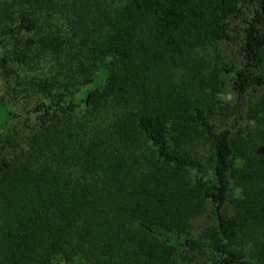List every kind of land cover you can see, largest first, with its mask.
Returning <instances> with one entry per match:
<instances>
[{
    "label": "trees",
    "instance_id": "1",
    "mask_svg": "<svg viewBox=\"0 0 264 264\" xmlns=\"http://www.w3.org/2000/svg\"><path fill=\"white\" fill-rule=\"evenodd\" d=\"M84 1L0 0L3 76L74 60L0 132V264H264V0Z\"/></svg>",
    "mask_w": 264,
    "mask_h": 264
},
{
    "label": "rangeland",
    "instance_id": "2",
    "mask_svg": "<svg viewBox=\"0 0 264 264\" xmlns=\"http://www.w3.org/2000/svg\"><path fill=\"white\" fill-rule=\"evenodd\" d=\"M93 2L94 0H87L84 1L83 4L87 6L94 4ZM93 9L95 10L96 8L94 7ZM99 11L100 10H97V12ZM54 16L55 19L56 17L58 18L57 24H59L60 27L68 26L67 18L63 13L56 12L54 13ZM219 48L221 49L220 52L227 56L229 61L237 59V49L234 45L228 42H223L220 47L208 48L207 51L210 53L211 58H213V55L219 51ZM73 61L74 60L71 59V55L69 53H65L62 57L52 53H43L29 64L21 65L13 63L12 67L14 69V73L8 77L3 76L0 72V105L12 108L16 113V118L10 123V128L7 130H0V132L8 133L11 131L17 137H24L29 134V125L31 120L34 119V115L31 114V111L36 102L44 100L46 97L41 93L36 92L35 88H33L30 84L31 81L38 78L52 77L62 71L61 67L63 65L70 66V63ZM229 77L230 76L223 74V78L226 82L228 81V83L231 84ZM222 97L224 100L236 101L235 93L233 92L231 85L224 87L222 90ZM243 108L245 109L242 111L239 125L247 123V105L245 104ZM103 115H107V113H97L98 120H101ZM90 117L91 115L89 111L82 108L75 114L73 121L74 124L90 122L89 120L93 119V117ZM237 196L238 194L236 191H234L231 195L233 199ZM233 207V203L228 204L227 209L230 214L233 213ZM261 241L263 240L258 238L256 241L250 242L249 245L254 248L256 245L260 244Z\"/></svg>",
    "mask_w": 264,
    "mask_h": 264
}]
</instances>
